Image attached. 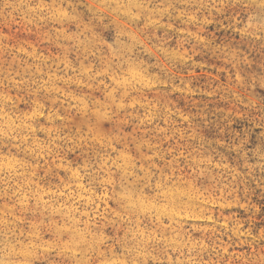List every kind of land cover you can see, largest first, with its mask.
<instances>
[{
  "label": "rangeland",
  "instance_id": "obj_1",
  "mask_svg": "<svg viewBox=\"0 0 264 264\" xmlns=\"http://www.w3.org/2000/svg\"><path fill=\"white\" fill-rule=\"evenodd\" d=\"M0 264H264V0H0Z\"/></svg>",
  "mask_w": 264,
  "mask_h": 264
}]
</instances>
